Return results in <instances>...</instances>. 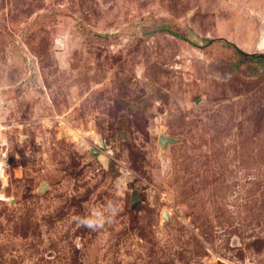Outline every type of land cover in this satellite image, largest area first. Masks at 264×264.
<instances>
[{"label": "rangeland", "instance_id": "1", "mask_svg": "<svg viewBox=\"0 0 264 264\" xmlns=\"http://www.w3.org/2000/svg\"><path fill=\"white\" fill-rule=\"evenodd\" d=\"M234 47L264 54V0H0V264H264Z\"/></svg>", "mask_w": 264, "mask_h": 264}, {"label": "water", "instance_id": "2", "mask_svg": "<svg viewBox=\"0 0 264 264\" xmlns=\"http://www.w3.org/2000/svg\"><path fill=\"white\" fill-rule=\"evenodd\" d=\"M216 40H224L227 44H229V45H233V46H236V44L235 43H233V42H231V41H229V40H227V39H225V38H222V37H220V38H218V39H216ZM245 55H247V56H251V57H254V58H264V54L263 53H260V54H258V53H246L245 51H242ZM173 142V139L171 138V137H167V136H161V138H160V144L163 146V147H165V148H167L168 147V145L170 144V143H172ZM48 187V184H44V185H42L41 187H40V192H43V191H45V189ZM135 195H138V192L137 191H135ZM136 207H137V203H135V205H134V209H136ZM163 216H164V218L167 220V221H169L170 220V218H169V213L167 212V211H165L164 212V214H163Z\"/></svg>", "mask_w": 264, "mask_h": 264}, {"label": "trees", "instance_id": "3", "mask_svg": "<svg viewBox=\"0 0 264 264\" xmlns=\"http://www.w3.org/2000/svg\"><path fill=\"white\" fill-rule=\"evenodd\" d=\"M234 49H236L237 50V53H238V51H239V54L241 53V54H244L241 50H239V49H237V47H234ZM240 54V55H241ZM254 59V58H253Z\"/></svg>", "mask_w": 264, "mask_h": 264}, {"label": "clouds", "instance_id": "4", "mask_svg": "<svg viewBox=\"0 0 264 264\" xmlns=\"http://www.w3.org/2000/svg\"><path fill=\"white\" fill-rule=\"evenodd\" d=\"M0 167H2V164H0ZM88 226H89V227H91L92 225H91V224H89Z\"/></svg>", "mask_w": 264, "mask_h": 264}, {"label": "bare ground", "instance_id": "5", "mask_svg": "<svg viewBox=\"0 0 264 264\" xmlns=\"http://www.w3.org/2000/svg\"><path fill=\"white\" fill-rule=\"evenodd\" d=\"M100 143V142H99Z\"/></svg>", "mask_w": 264, "mask_h": 264}]
</instances>
